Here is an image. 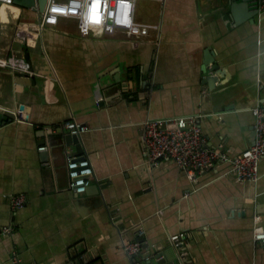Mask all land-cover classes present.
Here are the masks:
<instances>
[{
	"label": "crops",
	"instance_id": "obj_1",
	"mask_svg": "<svg viewBox=\"0 0 264 264\" xmlns=\"http://www.w3.org/2000/svg\"><path fill=\"white\" fill-rule=\"evenodd\" d=\"M136 15L158 25L141 43L124 31L84 37L68 16L41 28L35 9L0 3V56L21 61L0 67V228L15 227L0 236V264H16V251L21 264H264L254 238L264 227V156L257 181H239L228 161L193 179L171 157L151 164L144 138L150 119L193 116L208 146L234 155L254 142L264 8L138 0ZM72 118L88 125L82 151L66 142ZM81 154L97 179L78 194L67 163ZM19 194L27 201L15 210ZM140 227L143 246L129 257Z\"/></svg>",
	"mask_w": 264,
	"mask_h": 264
},
{
	"label": "built area",
	"instance_id": "obj_2",
	"mask_svg": "<svg viewBox=\"0 0 264 264\" xmlns=\"http://www.w3.org/2000/svg\"><path fill=\"white\" fill-rule=\"evenodd\" d=\"M138 0H48L41 13L40 27L56 25L61 16L77 19L80 33L84 37L98 33L101 36L112 35L118 31L127 33L129 40L140 43L149 39L151 30L158 25L146 23L136 18ZM1 4H14V0H0ZM264 8V0L257 1V9ZM21 63L19 59L0 56V67L10 63ZM255 114L254 142L239 153L230 155L223 145L207 146L200 122L193 116H170L145 122V142L148 161L156 164L159 157H171L187 169L190 177L196 179L197 173L216 167L220 162L231 163V171L239 181H257L260 178V163L264 156V106L252 108ZM69 133L81 136L88 125L75 118L65 122ZM40 149H45L41 146ZM70 187L78 194L85 193L92 182L97 179L91 158L87 154L72 156L67 163ZM24 194L13 196L12 207L15 210L26 204ZM259 222V217H256ZM13 226L0 228V236L12 233ZM140 236L144 230L138 229ZM184 234L172 235L177 247L183 243ZM254 238L264 248V227L256 224ZM143 241L127 243L124 247L129 257L140 252ZM14 261L21 264L20 256L14 252Z\"/></svg>",
	"mask_w": 264,
	"mask_h": 264
},
{
	"label": "water",
	"instance_id": "obj_3",
	"mask_svg": "<svg viewBox=\"0 0 264 264\" xmlns=\"http://www.w3.org/2000/svg\"><path fill=\"white\" fill-rule=\"evenodd\" d=\"M242 1L245 2L246 4L249 3V0H242ZM47 2L48 0H14V4L20 7L33 8L37 11L38 14H41L45 10ZM213 61H214V55L209 50V52L206 54L205 63L210 64ZM217 68H219V65H214V67H210V65H207V67H204V71L210 73V71L212 72ZM215 79H217V77L212 74H209L206 76V80L210 82H213ZM66 142L68 144H75L78 150L80 151L84 150L83 142H82L81 136L79 135L68 133L66 136ZM90 186H93V185L91 184ZM90 186L88 187V189L90 188ZM95 187H96V190H98V184H95ZM139 240L143 241L144 237L140 236Z\"/></svg>",
	"mask_w": 264,
	"mask_h": 264
},
{
	"label": "bare ground",
	"instance_id": "obj_4",
	"mask_svg": "<svg viewBox=\"0 0 264 264\" xmlns=\"http://www.w3.org/2000/svg\"><path fill=\"white\" fill-rule=\"evenodd\" d=\"M238 1H239V0H238ZM256 1H258V0H256ZM255 5H256V4H255ZM9 6H10V5H9ZM11 6H12V5H11ZM11 6H10V7H11ZM15 7H16V6H15ZM3 9H4V7H3ZM11 10H12V9H11ZM248 12H249V11H248ZM4 13H5V12H4ZM5 14H6V13H5ZM15 14H16V11H15ZM252 14H253V13H252ZM2 15H3V14H2ZM5 16H6V15H5ZM136 16H137V15H136ZM6 18H7V17H6ZM39 24H40V23H39ZM117 37H118V36H117ZM111 38H112V37H111ZM18 40H19V39H18ZM140 43H141V42H140ZM15 44H16V43H15ZM19 44H20V43H19ZM16 46H17V45H16ZM14 47H15V46H14ZM19 64H20V63H19ZM18 68H19V67H18ZM18 68H17V69H18ZM18 77H19V76H18ZM32 77H33V76H32ZM24 81H25V80H24ZM103 103H104V102H103ZM148 119H149V118H148ZM148 119H147V120H148ZM150 120H151V119H150ZM144 138H145V137H144ZM206 143H207V142H206ZM207 144H208V143H207ZM68 145H69V144H68ZM207 146H208V145H207ZM83 152H84V151H83ZM169 158H170V157H169ZM170 159H171V158H170ZM230 166H231V165H230ZM15 194H16V193H15ZM19 195H20V194H19ZM10 197H11V196H10ZM14 228H15V227H14ZM14 228H13V229H14ZM14 251H15V250H14ZM16 252H17V251H16ZM138 255H139V254H138ZM78 262H79V261H78ZM14 263H16V262H14Z\"/></svg>",
	"mask_w": 264,
	"mask_h": 264
}]
</instances>
